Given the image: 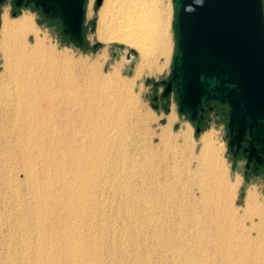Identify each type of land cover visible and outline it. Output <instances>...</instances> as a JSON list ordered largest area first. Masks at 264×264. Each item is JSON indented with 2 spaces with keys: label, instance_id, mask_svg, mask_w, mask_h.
Here are the masks:
<instances>
[{
  "label": "bare ground",
  "instance_id": "bare-ground-1",
  "mask_svg": "<svg viewBox=\"0 0 264 264\" xmlns=\"http://www.w3.org/2000/svg\"><path fill=\"white\" fill-rule=\"evenodd\" d=\"M167 6L165 0H105L100 9L97 38L104 43L126 45L130 55H140L143 64L136 71L135 79L142 77L146 68L150 75L153 74L158 68L157 58L168 51L170 17ZM30 17L24 14L11 20L8 12L3 15L0 51L6 62H9L8 53L24 56L27 64L35 66L36 78L48 67H53L57 76L60 72L67 77L68 66L80 68L74 77L66 79L63 76L56 81L47 95L23 89L18 105L5 116L8 120L5 126L13 134H29L18 141L17 147L22 156L30 157L22 160L25 173L22 181L11 179L12 173L9 179H0L9 190L0 202V225L9 230L15 241L7 252H2L0 246V263L141 264L136 254L150 252L160 255L157 261L164 264H264L261 241L264 208L256 192L247 193L244 213L249 218L239 226L227 223L234 222L236 213L232 210L228 219L222 208L219 209L218 185L224 182L204 179L206 173L200 175L201 167L192 171L187 166V181L181 184L180 206L174 204L171 188L167 185L153 194L152 199L153 207L162 209L165 214H148L152 209L149 208L151 201L146 202L148 205L144 203L142 215L136 207L129 208L134 221L137 218L139 222L142 216L151 224L147 229L135 222L123 228L100 222L99 210L103 205L91 188H95L103 176L111 178L119 164L128 161L124 159L126 153L115 145L122 114L113 118L108 110L109 103L105 105L104 99L94 94L90 96L92 99L88 98L89 93H94L89 90L88 83L96 77L94 74L101 77L106 54L98 56L102 64L94 74L83 69V64L68 61L63 70L58 65L63 59L45 44L46 41L39 39L38 29ZM32 35L36 37L34 47L29 46ZM46 113L48 118L44 116ZM171 133H162L164 142L183 140L182 148L194 146L191 132H180L177 137ZM215 135L212 130L207 131L200 139L204 159L214 148ZM8 144L9 141L0 142L3 148ZM233 190L226 189L227 199L231 194L233 197ZM128 193H132V189L129 188ZM183 206L194 212L193 217L183 214ZM177 218L181 222L172 226ZM248 220L251 226H247Z\"/></svg>",
  "mask_w": 264,
  "mask_h": 264
},
{
  "label": "rangeland",
  "instance_id": "rangeland-1",
  "mask_svg": "<svg viewBox=\"0 0 264 264\" xmlns=\"http://www.w3.org/2000/svg\"><path fill=\"white\" fill-rule=\"evenodd\" d=\"M165 1L166 5H168V17H170V45L168 51L165 55L157 58L156 64H158L157 67L159 69L154 66V75H150V71L146 68L142 77L138 79H135L136 71L143 64L140 55L131 53V56H133L131 60L128 57L130 52L128 46L123 45V49L117 50L116 45L118 44L104 43L97 38L99 12L105 0L101 7L97 6V0H87L84 27L85 44L82 47L64 36L63 26L59 20L47 18L41 10L35 8L34 4L18 9L14 5V0H7L0 7V32L3 15L6 12H8L11 20L18 19L24 14L28 17L31 16L30 18H32L38 29L39 39L43 42L46 41L45 44L51 49H55L54 51L63 59L58 62L60 68L66 67L65 63L67 61L76 64L80 63L79 65L83 64V69L90 70L94 74L102 64L101 62L99 63L98 56L106 54L107 61L101 71V77L99 78L94 74L96 77L90 79L89 76L91 83H88L90 85L88 87L94 93H91L92 95L89 93L88 98L92 99L94 94L95 97L104 99L105 105L110 104L108 110H110L113 118L122 114L120 120L121 129L120 133H117L118 140L115 145L126 153L124 159L128 158L129 162L122 161L114 170L111 178L103 176L99 184L95 188H91L94 195L97 196L99 202L103 205L99 210L100 222L117 228L131 226L135 222L147 229L151 224L144 220L142 216H140L139 222L136 220L137 218L134 221L133 213L129 208L132 206L136 207L135 210L141 213L145 209L144 203L151 201L152 207L149 206V208L152 209L148 211V214L156 215L158 213V216L165 214L162 209L153 207L152 199L153 194L160 192L161 187L165 188L167 185L171 188L174 204L177 207L180 206L183 199L181 184L183 181H187L185 179V170L189 166L192 171H196L197 167H201L202 173L200 172V175L203 176V173H206L204 174L206 177L203 176L204 179L224 182L223 185H218L219 200L221 199L219 209L222 208L221 211L224 212L226 218L234 210L236 221L229 220L227 223L239 226L243 220L249 218L244 213L248 192L255 191L259 203L264 208V180L259 179L249 182L244 178V163L234 164L226 143V122L219 111L210 112L209 107H206L208 111L206 119L203 123L197 125L190 120L188 115L180 113L179 96L176 91H173L167 99L163 98L165 87L162 82L170 80L174 59L177 55L175 3L174 0ZM32 36L29 38L30 47H34L36 43V37ZM2 53L0 51V142L9 141L10 144L4 148L0 146V179H9L8 176L12 173L11 179L22 181L25 175L22 170L24 164L22 160L24 161L25 158L29 159L30 156H22L21 150L18 149L17 145L20 139L29 137V134H13L5 126L6 124L8 125V120L5 119V116L11 114L16 108L23 89L47 95L52 92L56 81L62 79L64 75H61L59 68L60 76H57L56 70H53V67H48L41 76L36 78L37 73L33 69L35 66L27 64V59L24 56L8 53L9 62H6L5 55ZM79 68L70 69L68 66V77H74L79 72H76ZM62 69L64 70V68ZM64 77L68 79L67 75ZM74 83L76 82L74 81ZM92 83L96 86L91 85ZM54 101L57 102L56 99ZM121 104H123V108H121ZM44 116L46 118L49 117L47 113ZM167 126H170V129ZM198 128L201 129L200 132H197ZM211 130L216 134V137H214L215 144L212 152L204 156V159L201 150L203 146L200 139L207 131L211 132ZM167 131L172 132L171 134L172 136L175 135L174 137L189 131L192 136L194 135L193 140L197 143L194 141V146H191L192 149L189 147L182 148L183 140L177 143L175 140L166 143L162 139V133ZM120 160H122L121 157ZM203 164L207 166V169ZM66 168L68 169L69 167ZM129 188L132 189V193H128ZM229 188L234 189L233 197L231 194L230 198L227 199L225 192ZM8 192L6 183L0 180V202L7 196ZM182 208L184 215L190 218L193 217V211H187L185 206ZM179 221L181 222V219H175L172 226L178 225ZM160 222L163 224V219ZM258 222L256 218L255 223L258 224ZM247 226H251V221H247ZM263 235L264 229L261 231L262 247L264 248ZM10 238L11 233L9 230L0 225V246L3 248L2 252L9 251L8 249L15 243ZM143 242L146 244L147 240H143ZM157 257L159 258L160 255L151 254L150 252L139 253L135 256L141 264H164L158 262Z\"/></svg>",
  "mask_w": 264,
  "mask_h": 264
},
{
  "label": "water",
  "instance_id": "water-1",
  "mask_svg": "<svg viewBox=\"0 0 264 264\" xmlns=\"http://www.w3.org/2000/svg\"><path fill=\"white\" fill-rule=\"evenodd\" d=\"M174 3L177 55L163 97L176 91L180 113L193 123L203 118L204 103L228 106L231 132L239 137L250 130L264 154V0ZM30 4L59 20L64 36L84 46L87 0H14L18 9Z\"/></svg>",
  "mask_w": 264,
  "mask_h": 264
},
{
  "label": "flooded vegetation",
  "instance_id": "flooded-vegetation-1",
  "mask_svg": "<svg viewBox=\"0 0 264 264\" xmlns=\"http://www.w3.org/2000/svg\"><path fill=\"white\" fill-rule=\"evenodd\" d=\"M162 85L166 88L163 82ZM206 107L212 108V110L209 109L210 112L219 111L221 116L225 119L227 134L226 143L228 150L235 165H238L241 162L244 163V178L249 182L259 179L264 180V154L260 152L262 146L253 139L250 130H247L245 134L237 137V132H231L229 128L230 109L228 106H223L215 102H208L204 103V108L206 109ZM207 114L208 111L205 110L203 118H200L196 124L200 125L203 123Z\"/></svg>",
  "mask_w": 264,
  "mask_h": 264
}]
</instances>
